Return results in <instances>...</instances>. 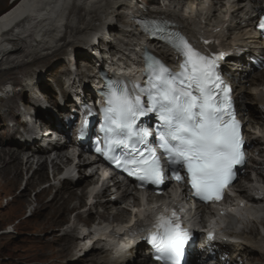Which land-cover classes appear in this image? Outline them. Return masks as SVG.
<instances>
[{"label": "bare ground", "instance_id": "1", "mask_svg": "<svg viewBox=\"0 0 264 264\" xmlns=\"http://www.w3.org/2000/svg\"><path fill=\"white\" fill-rule=\"evenodd\" d=\"M60 4L62 7L57 11L56 8ZM257 6V0H193L188 5L182 3V0H144L141 3L138 0H11L8 10L0 14V78L4 77L3 79L10 81L13 86V91L0 107V113L4 114L2 117L5 119L0 122L2 134L6 131L8 137L6 141L0 140V146L10 149V151L0 150V180L16 187L20 183L22 172L26 173L35 168V178L30 177L26 180L25 190L27 191L38 180L45 178L44 170L48 166V162L38 160L35 162V158L54 153L55 160L51 162L53 170L68 175L58 181L57 187L62 189L79 187L81 194L67 193L66 197L60 196L59 198L53 196L52 204L50 203L53 218L50 223L59 225L63 220L61 216L69 212L71 207L68 208V206L74 201L76 204L71 210L87 201L86 210L91 212V208H94L92 213L95 211L97 216V220L89 229L79 228L77 230L74 227L65 233L71 236L72 232H76V236H71L73 237L72 242L71 239L65 240L66 251L71 253L84 249L92 252L94 249L97 252L98 264H146L148 262V258L142 255L144 243L139 241L129 249L130 244L125 236V231L129 227L119 226V224L128 223V221H137L142 225L148 223L153 214L162 208L159 205L161 198L151 195L146 205L142 206L143 212L135 217L131 214V210L123 209V205L126 203L130 209L137 208L132 200L138 201L139 199L133 193L127 192L128 189L125 191L122 185L114 182L111 186L106 184L108 186H105L92 199L95 200L94 204H89L90 197L86 189L94 179L90 176L83 179L76 177L73 180L70 175L72 160L65 154L73 147L72 140L67 138V142L62 145L58 142L47 143L45 137H42V140L38 138L42 131L49 129L60 130L62 133L68 132L69 123L74 126L75 122L72 120L79 115L77 108L80 103L84 102L87 106L91 104L94 99L92 89L96 87V83L101 82L100 75L97 73L98 67L106 64L103 54L111 56L110 59L113 61V56L117 55L118 51L123 52V47H126L125 44H118L117 47L119 46L120 49L112 48L110 44L113 42H107V37L121 39L119 37L121 36L125 39L124 42H129L127 46L130 48L139 47L138 45L144 46V43L140 42H147L146 38L139 33L130 20V16L134 15L135 11L148 16H163L176 22L179 29L189 37L196 40V36L201 35L204 39L216 40L225 51H230L231 56L229 62L223 66V72L234 86L239 114L251 119L250 125L253 126L255 133L250 134L247 130L245 133L253 153L257 151L260 154L257 157L259 161L254 163V167L264 168V113L259 108L260 92L264 87V71L257 73L259 68L255 66V60L264 61V40L254 32L253 26L256 19L250 12ZM81 37L90 38L88 42H85L88 46L82 49L74 46ZM148 44L150 43H145V45ZM63 48H73L74 51L81 49L83 53L77 54L73 51L66 59L68 64L61 66L65 71L63 75H66L62 90L55 82H61L63 76H60V79L54 77L57 71L49 74L50 77H54L49 78L48 82L51 84L49 89L54 93V98L46 93V84L38 81V75H24L21 79H17V75L14 76L15 71L28 68L39 63L40 60L50 59L60 53ZM155 49L158 52L161 51L167 61L175 62V59L162 51L161 47L157 46ZM128 54L132 55L130 52ZM128 54L120 56V58L123 57L120 61L122 64L127 60ZM81 57V61L78 62ZM77 62L80 65L75 74L73 68ZM67 67L72 70H68ZM120 72L123 75H130V66L128 65ZM19 85L21 89L16 91ZM27 89L31 94H29V101L23 103L25 97L23 92ZM87 98L89 99L86 101ZM48 99H56V109L47 106ZM20 103L23 105L24 112L13 109V104L19 108ZM19 117L21 120L13 125L11 121ZM35 118L42 122L37 124L34 130L32 121ZM63 119H67L69 123L64 125ZM16 129L27 131L23 136L24 143L11 140V135ZM18 154H23L24 158L19 160ZM76 163L74 172L77 170L79 173L85 162L78 157ZM245 179L250 182V185L245 184L237 188L244 198L249 199L255 195H262L264 188L254 186V181L247 175ZM257 184L260 185L259 182ZM49 188L42 189L36 196L38 203L43 201ZM25 195L26 192L22 194V197ZM23 203L25 204L26 201ZM253 204H255L254 216L250 219L254 222H249L246 231L238 237L242 243L216 245L219 253L217 255V251L212 249L216 254V257L211 259L213 263L264 264V236L259 231H254L258 222L264 230V202ZM107 216L113 217L116 222L113 220L112 223H105L103 219ZM199 217L200 215L196 219ZM256 217L259 220L255 221ZM96 223L100 227H94ZM88 225V222L85 223V226ZM132 230L134 228L129 231ZM81 242H85L83 247H80ZM201 255L199 246H197L189 253L188 261L194 262ZM226 255L229 259L222 263L220 259Z\"/></svg>", "mask_w": 264, "mask_h": 264}, {"label": "snow or ice", "instance_id": "2", "mask_svg": "<svg viewBox=\"0 0 264 264\" xmlns=\"http://www.w3.org/2000/svg\"><path fill=\"white\" fill-rule=\"evenodd\" d=\"M257 26L264 34V17L259 18ZM170 43L186 61L183 71L169 78L166 75L169 70L160 66L156 82L148 93L149 107L143 106L139 97L133 101L126 91L112 89L102 128L111 134L109 149L105 151L98 147L96 151L121 167V161L109 155L112 146L134 148L131 144L133 137L144 143L152 133L147 128L137 130L136 120L148 113H157L165 129L159 140L167 153L174 178L177 181L183 179L175 167L182 166L186 168L191 187L200 200H220L235 177V166L245 162L242 126L233 108L231 88L223 81L218 67L222 54L210 58L194 50L185 38L179 36ZM193 90L197 94H193ZM148 157L140 153L139 159L127 162L136 166L129 175H136L143 184L164 183V168L154 149H148ZM167 215L166 212L157 225L161 231L148 239L154 246L155 260L164 264H181L191 233L182 228L175 213H171V219L166 218ZM212 235L210 233L209 238Z\"/></svg>", "mask_w": 264, "mask_h": 264}, {"label": "rangeland", "instance_id": "3", "mask_svg": "<svg viewBox=\"0 0 264 264\" xmlns=\"http://www.w3.org/2000/svg\"><path fill=\"white\" fill-rule=\"evenodd\" d=\"M143 1L144 0H138L139 3ZM10 5L11 0H0V14L8 10ZM56 9L58 11V7ZM89 39L90 38L88 37L86 39L81 37L75 42L74 46L77 48L81 47V49L84 46L87 47L88 43L85 42H88ZM110 40V37H107V42H110ZM81 49H77L74 51L73 48H63L60 53L55 54L50 59L40 60L39 63H35L28 68L15 71L14 76L17 75L16 78L21 79L24 75H38V81L43 82L44 85L46 84V93L50 94L54 98V93L49 89L51 84L48 82L54 77L60 79V76H63V78H61V82H55L59 89L62 90L63 83L66 82V78L64 77L66 75H63L65 71L61 66L68 64V61L66 60L69 57L68 54H71L73 51L77 54H82L83 52ZM87 52H90V50H87ZM80 59H82V57L78 59V62L81 61ZM78 62L73 68V70L75 69V74L80 65L78 64ZM68 70H72V68H68ZM55 71H57L58 73L54 77H50L49 74ZM259 72L261 71H257V73ZM3 78L4 77L0 78V107L6 101V97L11 94V91H13L11 82L6 81ZM19 83L21 84V82ZM16 88V91L21 89L20 85ZM29 92L30 91H28V89L27 91L23 92V95L25 96L23 103L29 101V94H31ZM47 101L49 102L47 104L49 108L56 109V99H48ZM13 105V109L17 110L18 106L16 104ZM3 115L4 114L1 112L0 122L5 120L2 117ZM20 118L21 117L17 118L15 121L12 120L11 123L15 125L16 122L21 120ZM4 132L5 134H2L3 131L0 125L1 141H6L8 138L6 131ZM24 133H26V131L22 129H16L13 132V135H11V140L16 143H24ZM42 137V134H39V140H42ZM0 150L10 151V149L4 146H0ZM23 156V154H18L19 160L24 158ZM34 169L35 168H32L26 173L22 172L20 183L16 187H12L11 183L0 180V264H98L96 261L97 252L94 249L92 250V252L84 249L79 251L78 249L77 252L71 253H69L65 249V242L69 241V239H71L72 242L73 237L71 236H76V232H72L71 236H67L65 235V233H68L74 227L77 230L79 228L89 229L90 226L97 220L95 211H93L92 213V210L94 208L89 207L92 209L91 212L86 210L88 204L86 200L85 203L83 202V204L85 205H77L76 209L73 210L71 209L76 203L75 201L72 202L71 204L73 205L70 204L68 206V208L71 207L69 209V212L66 215L61 216L63 217V220L59 223V225H52L50 223L51 218H53V213H51L52 209L50 208L52 204V197H66L67 193L80 195L81 188L77 187V189H62L57 187L59 184L51 179L50 169L47 166V168L44 170L45 178L42 180H38L35 185L28 189L29 191H26V180L30 177L35 178L36 176V172ZM84 177L85 173L83 170H81L77 175V178L83 179ZM48 187H50L48 193L44 196L43 201L41 203H38L36 196L42 189ZM24 192H26V195L22 197V194ZM23 201H26V203L22 204ZM79 209L81 210V212L73 217L74 212L78 211ZM77 216L79 219L77 218ZM113 220L114 222H116L115 219H113V217L111 216H107L105 219H103L105 223H112ZM87 222L89 223V225L85 226V223ZM84 243L85 242H81L80 247H83ZM146 264L152 263L148 261L146 262Z\"/></svg>", "mask_w": 264, "mask_h": 264}]
</instances>
